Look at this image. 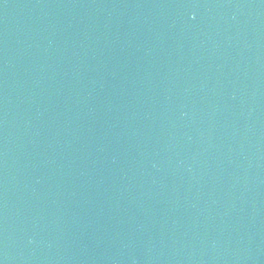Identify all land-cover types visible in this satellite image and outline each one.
<instances>
[{"label": "water", "instance_id": "95a60500", "mask_svg": "<svg viewBox=\"0 0 264 264\" xmlns=\"http://www.w3.org/2000/svg\"><path fill=\"white\" fill-rule=\"evenodd\" d=\"M0 264H264V0H0Z\"/></svg>", "mask_w": 264, "mask_h": 264}]
</instances>
